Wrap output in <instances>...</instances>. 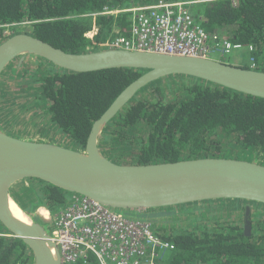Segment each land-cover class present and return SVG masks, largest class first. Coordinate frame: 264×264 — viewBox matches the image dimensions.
Masks as SVG:
<instances>
[{
    "label": "trees",
    "instance_id": "obj_1",
    "mask_svg": "<svg viewBox=\"0 0 264 264\" xmlns=\"http://www.w3.org/2000/svg\"><path fill=\"white\" fill-rule=\"evenodd\" d=\"M157 1L0 0V43L11 36L4 34L7 29H17L18 33L22 31V25H28L30 30L27 32L67 51L80 53L108 48L117 35H131L133 13L101 12L106 8L125 9ZM166 1H192L187 7L197 24L219 38L242 44L248 50L250 61L254 59L256 63L254 67L243 65L264 71V0ZM95 26L98 33L87 37L86 32ZM40 61L43 69L39 67L30 75L33 83L40 86L38 101L47 102L51 122L62 133L71 136L78 149L85 147L93 123L131 82L145 72L130 67L74 72L46 59ZM180 77L184 76L173 75L167 79L176 81L181 80ZM164 79L140 89L101 135L100 146L102 139L120 141L128 129L143 127L144 137H139L141 142L131 161L120 163H153L202 156L246 158L248 151L254 148L264 152L263 97L195 78H190L189 84L181 85L187 94L183 99L163 101L147 96L148 90ZM229 144L233 147L222 152ZM33 181L41 190L35 188L32 192L37 200L24 207L26 212L33 214L44 205L55 213L67 204L69 194L64 190L45 181ZM26 182L22 181L12 189L16 201L20 199L15 188L20 185L27 190ZM234 201L226 203L242 205L244 216L240 224L235 222L226 226L219 221L217 226L204 223L195 229L164 230L161 235L173 242L175 249L158 264H264V220H258L254 209L261 204ZM221 203L195 202L179 206L181 211L172 207L152 212L137 211V215L156 220L168 215L169 211L201 213L204 206ZM198 218L196 216L194 220ZM35 219L45 222L39 215ZM0 233V264L33 263L30 247L4 229L1 222Z\"/></svg>",
    "mask_w": 264,
    "mask_h": 264
},
{
    "label": "water",
    "instance_id": "obj_2",
    "mask_svg": "<svg viewBox=\"0 0 264 264\" xmlns=\"http://www.w3.org/2000/svg\"><path fill=\"white\" fill-rule=\"evenodd\" d=\"M27 55L74 72L128 67L145 71L93 123L86 145L80 149L51 140L24 138L0 125V222L30 247L34 264H61V254L44 222L35 219L36 213H30V224L12 213L10 203L16 201L12 189L22 181H45L72 193L69 197H86L118 210L152 212L195 202L218 201L225 205L232 200L264 206V163L259 161L202 156L120 163L108 157L99 144L109 122L140 89L154 81L182 75L264 98L263 70L211 56L113 46L77 53L33 34L18 33L0 43V77L12 61L19 57L21 64Z\"/></svg>",
    "mask_w": 264,
    "mask_h": 264
},
{
    "label": "built area",
    "instance_id": "obj_3",
    "mask_svg": "<svg viewBox=\"0 0 264 264\" xmlns=\"http://www.w3.org/2000/svg\"><path fill=\"white\" fill-rule=\"evenodd\" d=\"M191 2L159 0L127 8L133 13L132 33L117 37L112 46L189 56H210L216 50L229 54L244 47L197 24L187 7ZM90 31L93 36L98 28ZM251 63L256 65L254 59ZM54 215L57 227L51 237L61 264H158L175 249L154 220L128 216L86 197L71 195L61 210L49 209L48 219L39 214L45 222Z\"/></svg>",
    "mask_w": 264,
    "mask_h": 264
},
{
    "label": "rangeland",
    "instance_id": "obj_4",
    "mask_svg": "<svg viewBox=\"0 0 264 264\" xmlns=\"http://www.w3.org/2000/svg\"><path fill=\"white\" fill-rule=\"evenodd\" d=\"M21 30L27 32L30 30V27H28V25H22ZM13 33H17V29L10 28L4 32L6 36H10ZM247 51L246 48L234 49L231 53L222 57L223 54L216 50L212 52L210 56L234 64H252ZM43 62H41L40 58H37L36 56L27 55L21 64H19L18 57V59L12 61V64L6 68L0 80V124L5 129L15 134H20L24 138L51 141L60 140L64 144L71 146V144L75 143L71 136L62 133L51 122L50 115L47 113V102L45 100H42L41 102L38 101V95L39 92H41L40 86L39 83H33L34 81L31 80L30 75L36 73L37 68L39 67L40 69H43V66L40 65ZM185 79L186 80H183L181 78V80L178 79L175 81L166 78L162 80L161 83H156L157 86L153 85L149 90L146 89L148 90L147 96L161 98L163 101L183 99L187 94L181 85L191 81L190 79ZM157 87H159L160 90H158ZM124 134L126 136L121 135L120 141H115L113 139H102L101 141L102 150L108 157L117 162L131 161L135 151H137L139 142H141L140 138L144 137L143 127L128 129ZM232 147L233 146L229 144L222 152H226V150H229ZM246 158L264 163V152L260 149L254 148L253 151H248ZM26 187H28V189L25 191L20 185L15 188V190L18 191L17 196H19L20 199L17 203L19 204V202H21L19 205H23V207L21 206L22 209L27 207V205L29 206V203L32 200H37V197L32 195L34 194L32 192L36 191L35 188L41 190L33 180L27 181ZM21 190L23 191L20 193ZM240 202L242 203V201ZM237 204H213L211 205L213 209L210 208L211 206L206 205L201 213L197 211L192 213L187 210L186 213L181 212L178 214V212L172 213L169 211L167 212L168 215L159 216L156 220H154L155 218L152 220L161 227L162 231H168L173 228L195 229L199 224L204 223L210 225L216 224L217 226L219 221H223L226 226L235 222L240 224L242 223L240 221L243 220L244 215L242 216V211L244 209L242 205ZM262 207L263 206L261 205L254 206V209L256 210L255 215L257 217L259 216L258 220H264V208ZM177 210L181 211L178 207ZM121 211L128 216L138 217L137 210L124 209ZM203 212L206 213L203 214ZM28 213L30 215V212ZM196 216L199 217L198 220H194V217ZM50 223L51 221L48 223L44 222L48 232H51L54 228ZM32 264H34V261Z\"/></svg>",
    "mask_w": 264,
    "mask_h": 264
},
{
    "label": "bare ground",
    "instance_id": "obj_5",
    "mask_svg": "<svg viewBox=\"0 0 264 264\" xmlns=\"http://www.w3.org/2000/svg\"><path fill=\"white\" fill-rule=\"evenodd\" d=\"M126 9L127 8H125V9H118V8H114V9H109V8H106V10L105 11H103V12H101V13H103V14H107V13H112V14H116V13H118V12H120V10L121 11H126ZM96 14H98V13H95L94 15H96ZM97 27V26H96ZM98 28V27H97ZM116 31L118 32V29H116ZM18 33H29V32H18ZM18 33H15V34H18ZM97 33H98V31H97ZM96 33V34H97ZM131 33H132V31H131ZM14 35V34H13ZM87 37H92V32L89 30L88 32H86V34H85ZM12 36V35H11ZM120 36H124V35H117V37H120ZM116 37V38H117ZM127 37V36H126ZM8 38V37H7ZM115 38V39H116ZM115 39L111 42V44H110V47H112V44H113V42L115 41ZM81 53V52H80ZM18 59V58H17ZM41 59H44V58H41ZM40 59V60H41ZM11 64V63H10ZM9 64V65H10ZM8 65V66H9ZM7 66V67H8ZM6 67V68H7ZM6 68H5V70H6ZM4 70V71H5ZM4 73V72H3ZM3 73H2V75H3ZM2 75H1V77H2ZM1 77H0V80H1ZM56 140H54V142H55ZM56 142H58V143H63L62 141H60V140H57ZM99 144H100V141H99ZM67 145V144H66ZM70 147H73V148H77V146H76V144H71V146ZM41 206H44V205H41ZM40 207V206H39ZM38 207V208H39ZM46 208L44 209L43 208V210H42V216H45L46 217V219H48L49 218V208L47 207V206H45ZM10 208H11V211H12V213L17 217V218H19L21 221H23V222H26L27 224H30L31 223V217H30V215H28L22 208H21V206L16 202V201H14V200H12L11 201V203H10ZM144 211V210H143ZM40 212V211H39ZM138 217H137V219H143V217H140L139 215H137ZM57 218H58V215H54L53 216V218H51V223L50 224H52L53 225V229H52V231H54L55 230V228L57 227L56 225V222H57ZM52 231L51 232H48L49 234H51L52 233Z\"/></svg>",
    "mask_w": 264,
    "mask_h": 264
},
{
    "label": "crops",
    "instance_id": "obj_6",
    "mask_svg": "<svg viewBox=\"0 0 264 264\" xmlns=\"http://www.w3.org/2000/svg\"><path fill=\"white\" fill-rule=\"evenodd\" d=\"M181 78V77H180ZM182 79H185L184 77H182ZM43 208L45 209L46 207L45 206H40L39 208H38V210L37 211H40L39 213L42 215V210H43ZM39 213H38V215H39Z\"/></svg>",
    "mask_w": 264,
    "mask_h": 264
},
{
    "label": "flooded vegetation",
    "instance_id": "obj_7",
    "mask_svg": "<svg viewBox=\"0 0 264 264\" xmlns=\"http://www.w3.org/2000/svg\"><path fill=\"white\" fill-rule=\"evenodd\" d=\"M226 55H228V54H223V56H222V57H225ZM37 210H38V209H37ZM37 210H36V212H35V213H36V215H38V213H39V211H37Z\"/></svg>",
    "mask_w": 264,
    "mask_h": 264
}]
</instances>
